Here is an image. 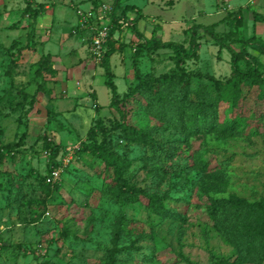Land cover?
<instances>
[{
	"label": "rangeland",
	"instance_id": "1",
	"mask_svg": "<svg viewBox=\"0 0 264 264\" xmlns=\"http://www.w3.org/2000/svg\"><path fill=\"white\" fill-rule=\"evenodd\" d=\"M26 1L0 0V144H13V153L6 155L0 165V247L2 243L9 244L0 248V264H106L105 253L111 247L113 222L119 214L131 220L132 229L130 235L120 239L119 245L129 244V239L138 234L135 242L138 249L118 254L115 264H214L217 258L229 256L231 248L223 243L207 217V197L198 187L183 188L179 177L172 178L176 186H166V190L169 196L189 202L181 236L172 233L168 223L141 202L116 203L102 191V178L72 157L65 165L68 169L61 172L59 189L45 197L46 207H42L39 202L44 195L38 190L33 176L47 173L50 163L42 145L49 132L66 149L80 141H88V130L96 128L95 123L99 121L115 143L118 131L113 125L121 118L109 106L110 91L103 83V68L89 55V33L72 24L77 10H87L86 3L91 0H30L33 7L39 3L47 6L46 14L36 23H30L24 11ZM97 1L111 6L113 0ZM218 1L129 0L127 3L140 7L147 17L137 22L143 35L149 36V29L155 26L158 37L164 36V39L187 46V26L214 22L220 15L216 6ZM228 1L234 6L246 2ZM228 7L229 4H225V8ZM151 16H155L161 25L170 23L171 27L163 29L159 22L150 21ZM243 17V34L254 33L264 41V29H252L251 18L245 14ZM64 21L69 22L68 25L61 23ZM142 22L146 26L141 25ZM217 30L226 32L227 25L222 24ZM61 34L68 36L65 42L60 40ZM236 34L230 43L238 49ZM137 42L128 30L115 31L111 39L116 49L109 59L110 67L120 95L134 82L133 60L142 73L160 74L173 66L168 49L150 53L143 49L135 57ZM59 46H65V51L60 52ZM18 49L20 52L17 53ZM45 53H49L51 59L54 55L57 58L54 65L59 71L58 80L53 81L45 75L43 81L34 76V64ZM16 54V65L8 74L6 70ZM184 66L188 72L209 74L224 83L231 76L228 52L205 39L199 41L197 58L186 61ZM207 81L204 77L192 76V88ZM40 82L51 89V95L37 89ZM230 86L231 83H225L221 92L220 120L229 119L232 112H238L250 118V125L260 124L259 115L264 108V71L260 85L242 86V100L234 111H231ZM119 106L129 125L142 128L154 123L153 118L133 103ZM247 131L233 137L191 138L190 154L209 158L211 170L207 173L210 176L204 177L209 182H214L213 174L219 169L217 164L221 163L229 172L230 183L223 195L237 194L253 200L264 194V138L246 134ZM96 136L101 140L100 132ZM115 148L128 154L130 182L139 186L149 184L143 167L149 152L137 145L127 147L123 141ZM61 158L62 154L56 160L61 161ZM186 160L193 162L192 159H175L174 162L186 164ZM12 183L22 186L20 196L25 195V199L21 202L13 201L16 187L13 186L10 193ZM27 199L36 200L37 204L29 206L25 202ZM70 200L69 205L58 204ZM39 214V219L34 220ZM62 226L69 231L65 239L59 238ZM17 243H21L20 249L15 246Z\"/></svg>",
	"mask_w": 264,
	"mask_h": 264
},
{
	"label": "trees",
	"instance_id": "2",
	"mask_svg": "<svg viewBox=\"0 0 264 264\" xmlns=\"http://www.w3.org/2000/svg\"><path fill=\"white\" fill-rule=\"evenodd\" d=\"M129 0H113L110 10L102 17L108 21V37L104 45L102 59L97 62L103 68V83L110 91L109 106L114 108L120 115L121 121L113 125V129L118 131L115 143L107 135V129L99 121L95 123L96 128L88 130V141L78 142V147L74 150L72 159L81 161L92 169L98 177L102 178V191L111 196L118 204L141 202L147 209L157 215L162 221H166L172 233L181 236V229L187 220L186 210L189 202L181 197H171L167 194L166 186L175 187L172 178L179 177V183L183 188L188 186L198 187L207 197L206 205L207 217L212 224V228L221 237L223 243L231 248V254L227 257L217 258L214 264H263L264 263V194L257 199H248L245 196L230 194L223 195L229 185L230 174L221 166H217L214 175V182L205 180L209 177L207 172L211 169L209 158L203 159L201 154H190V139L195 137H233L246 134L262 135L264 138V108L259 115L260 124L250 125L247 116L232 112L229 119L220 120L219 104L221 92L225 83H231L232 110L239 105L242 100L243 85H260L262 83V72L264 71V41L259 35L254 33L245 36L242 32L244 28V17L242 8L226 9L224 16L215 23L193 24L188 28V45L175 41H163L157 36V28L154 26L151 35L145 37L137 26L138 20L143 16L141 10L135 5L127 3ZM103 4L97 0H91L87 10L95 12V24L99 22V7ZM46 6L39 3L33 7L30 0L26 1L25 12L30 23L39 22L44 15ZM252 29L258 21H264V15L251 11ZM220 23L227 25L226 32H219L216 29ZM76 28L89 33L88 52L93 60L90 51L91 31L88 27L81 28L76 23ZM128 30L138 39V48L134 54H138L144 49L147 53L159 49L171 51L169 58L173 61V66L166 72L155 74L154 72L142 73L133 60L134 82L127 87V90L120 95L116 84L113 82V72L110 67V57L114 53L116 46L111 44V39L115 31ZM237 33V34H236ZM238 35V49L232 46L230 39L233 35ZM205 39L219 49H225L229 54L231 76L224 82L212 75H202L199 72H188L185 63L188 60L196 59L199 41ZM20 50H17V53ZM12 55V54H11ZM13 56V55H12ZM16 57H13L7 73L10 74L12 67L16 65ZM58 69L54 66L49 53L41 54L34 64V76L45 80L48 75L54 81ZM192 76L204 77L207 82L193 89L191 85ZM44 83V82H43ZM43 83L38 84L37 89L51 95V89L45 88ZM133 103L140 111L154 119V123L147 127L137 128L129 125L125 121V112L120 104ZM258 127H261L259 130ZM102 134L101 140L96 137L97 133ZM170 134L177 136L171 138ZM21 140H19L20 142ZM123 141L128 147L130 145L141 146L149 152L148 158L143 167L149 184L142 186L130 182L129 168L131 161L127 152L116 151V145ZM17 142V144H19ZM42 147L47 152L49 167L44 176L37 173L33 177L37 180V187L43 193L40 204L45 209V197L58 190L60 181L46 182V176L51 174L53 168L61 166L62 172L67 166H63L61 161H57L58 155L66 153L59 142L55 140L54 134L49 132L48 138L43 139ZM13 144H0V165L5 156L10 155ZM175 159H192V163L186 160V164L174 162ZM102 164V168L99 165ZM223 165V164H222ZM195 173L191 175V173ZM10 185V184H9ZM9 187L10 193L13 186ZM1 187V182H0ZM16 187L15 194H12L14 202H21L25 195L20 196V184ZM26 204L32 206L37 204L36 200H25ZM70 202L59 205L71 204ZM40 214L34 220H38ZM131 220L124 214H119L113 222L111 231V247L106 250V264H115L118 254L128 250H137L135 242L138 234L133 239H129V244L119 245L120 239L131 233ZM69 231L62 226L59 238H67ZM52 242V237L50 238ZM6 248L9 244H1ZM20 249L21 243H17ZM22 250H25L23 248ZM189 263V260L185 258Z\"/></svg>",
	"mask_w": 264,
	"mask_h": 264
},
{
	"label": "built area",
	"instance_id": "3",
	"mask_svg": "<svg viewBox=\"0 0 264 264\" xmlns=\"http://www.w3.org/2000/svg\"><path fill=\"white\" fill-rule=\"evenodd\" d=\"M110 10V6L101 4L99 11V22L95 24L96 14L92 10H77V24L81 28L88 27L91 31L89 51L95 62H99L104 53V45L108 37V21L102 16ZM79 144V143H78ZM78 144L66 147V153L62 156L61 162L65 166L71 157L73 156L74 150L78 147ZM62 167L58 166L53 168L51 174L46 176V182H55L60 179Z\"/></svg>",
	"mask_w": 264,
	"mask_h": 264
},
{
	"label": "crops",
	"instance_id": "4",
	"mask_svg": "<svg viewBox=\"0 0 264 264\" xmlns=\"http://www.w3.org/2000/svg\"><path fill=\"white\" fill-rule=\"evenodd\" d=\"M153 0H148V2H152ZM128 2V1H127ZM147 2V3H148ZM245 2V1H244ZM240 3L239 5H236V6H234V5H232V4H230V2L228 1V0H219L218 1V3L216 4V6H217V10H218V12L220 13V15H219V17L214 21V22H212V23H215V22H218L223 16H224V12H225V4H229V7L227 8V9H237V8H242V12H243V14H245V15H247V16H249V18H251V14H250V12L253 10V11H256L258 14H261V15H264V0H246V2L245 3ZM130 4V3H129ZM153 4V3H152ZM86 5H87V8H89V6H90V3H86ZM132 5H134V4H132ZM136 6V5H135ZM136 7H138V6H136ZM227 7V6H226ZM257 7V8H256ZM46 8H47V6H46ZM140 10H141V14L143 15L140 19H142V18H144V19H146L147 17H145V15H144V13L142 12L143 10L140 8V7H138ZM46 12H47V10L45 11V13L44 14H46ZM53 17V16H52ZM151 18V22H154V23H157V22H159L158 21V19L157 18H155V16H151L150 17ZM139 19V20H140ZM53 20V19H52ZM192 21H195V19L193 18L192 19ZM61 23H63V24H66V25H68V23L69 22H61ZM77 23V16H76V14L74 15V21L72 22V24H76ZM212 23H210V24H212ZM252 23H253V21H252V18H251V25L250 26H252ZM172 24H177L176 22L174 23L173 21H172ZM194 24H202V23H194ZM223 23H220L218 26H216V29L220 26V25H222ZM141 25H144V26H146V24H145V22H142V24ZM159 25L160 26H162V28L164 29V27L165 26H169L170 25V23H168V25H165V24H163V25H161L160 24V22H159ZM191 25H193V24H191ZM204 25H208V24H204ZM169 27H171V26H169ZM188 28L190 27V26H187ZM166 28V27H165ZM255 29H256V31L257 30H259V29H261V30H263L264 29V21H258V22H256V24H255ZM138 30L141 32V30L139 29V27H138ZM151 31H152V29H149V33H150V35H151ZM163 32V31H162ZM142 33V32H141ZM157 34V33H156ZM62 36H60L59 38H60V40L62 41V40H64L63 42H65L66 41V38L68 37L66 34H61ZM149 35V36H150ZM158 35V34H157ZM145 37H149V36H146V35H144ZM163 38H161L163 41H167V39H164V36H162ZM170 41H172V40H170ZM61 44H63V43H61ZM59 48H60V52H63V51H65L64 50V48H65V46H62V48L59 46ZM55 59L57 60V58L55 57V55L54 56H52V62H53V64H55L54 62H55ZM55 66V65H54ZM59 72V71H58ZM58 72H57V75H58ZM57 75H56V77H55V79L56 80H58V78H57Z\"/></svg>",
	"mask_w": 264,
	"mask_h": 264
}]
</instances>
